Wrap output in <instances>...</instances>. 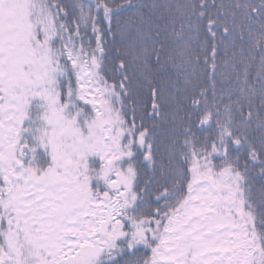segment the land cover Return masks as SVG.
I'll list each match as a JSON object with an SVG mask.
<instances>
[{"label": "snow or ice", "instance_id": "1", "mask_svg": "<svg viewBox=\"0 0 264 264\" xmlns=\"http://www.w3.org/2000/svg\"><path fill=\"white\" fill-rule=\"evenodd\" d=\"M0 264H264V0H0Z\"/></svg>", "mask_w": 264, "mask_h": 264}]
</instances>
